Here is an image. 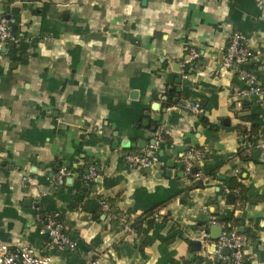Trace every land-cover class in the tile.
Masks as SVG:
<instances>
[{"label": "crops", "instance_id": "0c3cea01", "mask_svg": "<svg viewBox=\"0 0 264 264\" xmlns=\"http://www.w3.org/2000/svg\"><path fill=\"white\" fill-rule=\"evenodd\" d=\"M46 4L50 7L47 16L61 13L68 26L58 30L57 36L40 30ZM14 9H19V31L26 30L31 36L26 51L11 53L7 45L3 52L4 44H0V240L11 245L28 243L50 254L52 264L71 262L69 255L45 247L48 235L41 231L39 213L52 207L63 232L76 237V249L65 250L79 253L80 264L92 259L101 264H158L162 255L159 237L143 246L142 233H123L111 220L133 221L142 208L166 199L173 187L186 189L190 180L184 172L179 175L184 164L180 169L177 163L194 148L202 152L199 166H219L213 176L202 178L203 187L184 190L156 209L153 219L159 222L164 217L159 234L179 233L167 250L174 252L178 264H197L196 258L200 262L220 258L234 264L228 255L220 257L212 243L201 244L198 252L190 248V241L207 226L213 213L228 209L243 219L236 230L243 228L239 232L244 235V264H264V152L258 164L242 161L235 154L242 144L235 126L249 128V123L236 116L241 104L231 92L233 72L223 66L228 39L238 32L252 51L251 65L257 69L263 65L258 70L264 84V7L259 9L257 0L252 5L242 0L234 4L230 18L229 0H146L145 4L138 0H0V17H11ZM33 38L37 42L31 46ZM190 49L197 52L192 59L195 68L184 72ZM23 54L28 55V63ZM174 62L180 64L178 72L172 70ZM171 73L181 77L179 84L175 82L180 91L176 88L177 101L173 99L167 107L164 92ZM142 74L149 75L146 88L131 87L132 80L145 78ZM186 85L203 96L184 98ZM132 90L137 91L136 98L130 97ZM212 98L215 105L205 110L212 128H204L198 121L201 108L194 112L190 106L198 101L204 107ZM137 101L145 106L142 119L147 118L149 126L161 114L156 131L135 127L141 120L131 124V131L109 122L110 104L124 108ZM154 103L157 109L152 108ZM124 138L131 143L144 139L146 148L155 138L164 165L155 164L150 172L130 165L126 152L141 148H122ZM112 141H118V147ZM257 142L262 149L264 139ZM89 158L100 169V182L95 180L80 190L73 187V180L55 185L57 170L66 167L63 162L77 169ZM169 159L174 161L172 168L166 165ZM30 171V177H24ZM230 176L253 185L255 204H240L232 191L220 190ZM105 179L115 183L106 187ZM228 193L234 194L233 202L227 201ZM182 195L186 198L175 204L173 200ZM99 200L107 202V213L101 212V206L92 208ZM134 206L137 209L131 212ZM146 236H152V229Z\"/></svg>", "mask_w": 264, "mask_h": 264}, {"label": "trees", "instance_id": "16d2710c", "mask_svg": "<svg viewBox=\"0 0 264 264\" xmlns=\"http://www.w3.org/2000/svg\"><path fill=\"white\" fill-rule=\"evenodd\" d=\"M142 2V0H138ZM242 0H229L230 2V18L231 13L233 12V7L235 3H239ZM247 4H254L255 0H246ZM49 4V3H48ZM46 4L44 6L43 12H42V21L40 25V30L42 34H52L54 36L58 35V30L64 31L65 29H68V26H65L66 22L62 20L61 13L59 15L53 17L52 15H48L49 12V5ZM14 19V24L17 26V29L15 30L17 33H21L23 36L27 37L28 31H19V9H14V12L10 15ZM73 30H78L76 27L73 28ZM37 42V38H33L30 40L31 46H34ZM13 50L11 53L16 52L15 49L18 48H12ZM74 60L77 59L76 56L73 57ZM194 60H191L190 62H185L184 64V72H188L191 68L194 69L195 66H193ZM244 68L254 72V74L257 77V80L261 82V78L263 76L261 75L262 71L257 69V66H252L251 62L249 60L248 63L243 65ZM145 78L142 81H131L130 85L131 87H138L140 90H144L149 82V75L148 74H142ZM170 81L166 83V88L164 95L166 96V99L164 100V104L168 106H172L173 99L176 96V88L177 84L176 79L178 77L177 73H171ZM263 82V81H262ZM262 84V83H261ZM232 85L238 86V87H244L243 81H241L238 78V75L236 72H233L232 77ZM182 96L184 98H189L190 96H195L197 98L202 97L203 95L201 93L192 91L189 89V86H185V90L182 93ZM241 107L238 113H236V116L244 122L249 123V128H247L245 125L238 124L235 126V129L241 134L242 137V144L236 151V155L241 159L242 161H248L252 162L254 164L260 163V155L262 152H264V147L261 149L259 145L257 144L258 139H264V95L262 97H250L247 99H242L240 101ZM215 105L214 99L212 98L210 100L209 104H206L204 107H201V112L198 116V121L204 128H212L211 123L208 121L207 116L205 115V110H209L211 106ZM110 107V114L108 115L109 122H112L115 124V127L118 129H126V130H134L131 127V124L134 121H140L143 117V111L145 109V106L141 103V101H137L136 103H133L130 106L124 107V108H118L116 106H113L112 104L109 105ZM174 117H176V114H172ZM153 122V120H151ZM154 123V122H153ZM155 136V135H154ZM164 136V134H162ZM160 159L164 160L163 157H160ZM90 166H94L96 169V166L94 164H89L88 162H85L82 166L79 168H70L66 167L68 171H70L72 174L75 172H78V176L73 178V187L75 189L80 190L83 185H87L84 181L85 171L88 170ZM219 164L212 165L205 163L201 166H197V170H201L205 177L213 176L215 174V170L218 168ZM97 172V171H96ZM97 174H99L97 172ZM188 178L190 180V185L185 190H191L194 188H200L203 187V179H197L194 177L192 173L188 174ZM114 180L105 179L104 180V186L109 187L112 184H114ZM94 184V182L89 183L87 187H91ZM64 186V185H63ZM230 190L235 194V202H239L240 204H249L253 205L257 202L256 198V192L253 185H244L241 182H238L237 179L234 176H230L226 178L220 188V190ZM182 192V191H180ZM176 194H179V192H169V195L166 199L159 201L153 206H148L142 208V213L138 217H136L133 221H129L128 218L121 219V218H115L112 219L111 222L118 225L119 231H123V224L128 223L132 230H134L137 234L142 233L144 235L142 245L146 246L151 244V240L154 239L155 236L159 237L160 240V248L162 255L158 259L157 263H163V264H178L177 261L173 258L174 252L168 251L167 246L172 243L173 239L179 234L178 231H169V233L165 236H161L159 234L160 230L163 229V218L161 217L160 221H155L153 219V214L155 213L156 209L166 204L169 200H171ZM92 200V199H90ZM93 201V200H92ZM95 202V201H94ZM101 201H97L93 205V209H96L100 206ZM137 206H134V208L131 210L136 211ZM51 215L54 220L59 223V217L55 215V209L52 207H47L42 213H39V220L41 223H43L48 215ZM116 215V214H114ZM214 218L224 226L225 230H232L236 229L238 226L243 225V219L242 218H235L233 215V210L225 209L220 212L213 213ZM99 220V216H95ZM144 224V225H143ZM152 229V236L148 237L146 236V233ZM247 233V232H246ZM72 240H76V237L69 236ZM62 254L69 255V259L71 262L67 261L66 264H80V261L82 262V259L79 258V253L72 252L70 254L69 250L62 249L60 250ZM246 259H244L245 262ZM206 264V263H205Z\"/></svg>", "mask_w": 264, "mask_h": 264}, {"label": "built area", "instance_id": "2783aa9c", "mask_svg": "<svg viewBox=\"0 0 264 264\" xmlns=\"http://www.w3.org/2000/svg\"><path fill=\"white\" fill-rule=\"evenodd\" d=\"M257 7L263 9L264 0H257ZM14 19L11 17H0V44L7 45L9 42L18 44L25 39L21 33H17L13 28ZM188 59L186 62L192 60L197 56V52L194 49H190L188 52ZM252 57V51L246 45L244 37L238 33H232L227 42L223 57V66L226 70L236 72L238 78L243 81L244 87L232 86L231 92L237 102L240 103L242 99H247L253 96L262 97L264 95V84H261L254 72L243 67L248 63ZM263 65L258 66V69H262ZM190 109L194 112L200 110V104L198 101H194L191 104ZM156 146L151 145L148 148H142L140 152L127 153L125 155L126 161L137 169L152 168L155 164L164 165L157 155ZM202 152L198 149L188 150L183 158V172L185 174L192 173V168H197L199 160H201ZM195 178L202 179L204 174L201 170L192 173ZM71 172L66 167H60L55 174V185L62 186L66 183L67 178L71 177ZM97 178V172L94 166L88 168V173L84 176V181L87 185L95 182ZM100 210L102 213H107L109 206L106 201H101ZM153 217L156 219L157 215L154 213ZM220 223L211 217L209 223L205 228L199 231L198 239L202 245L212 243L216 253H220L222 248H227L230 252L226 258L234 264H244V235L236 229L225 230L222 229L220 236L217 239H211L208 228L211 225ZM131 227L128 223L123 224V233H129ZM42 232H46L48 235L45 247L50 251L62 250L67 248L69 250L76 249V241L72 240L67 234H65L61 228V225L57 223L51 215H48L45 221L42 223ZM112 244L109 243V246ZM221 257V254H220ZM53 257L50 254H44L37 251L32 245L28 243L11 245L10 243L0 240V264H52ZM87 264H101L100 260H88ZM205 264V261L197 263Z\"/></svg>", "mask_w": 264, "mask_h": 264}, {"label": "water", "instance_id": "95a60500", "mask_svg": "<svg viewBox=\"0 0 264 264\" xmlns=\"http://www.w3.org/2000/svg\"><path fill=\"white\" fill-rule=\"evenodd\" d=\"M145 3H146V0H142V4H145ZM7 17H8V16H7ZM64 18H66V15H64ZM13 28L16 30V28H17L16 25H14ZM30 36H31V33L28 34V38H27V39H24V40L20 41L18 44H15L14 42H9L7 45H8V47H10V48H18V49H20V50H22V51H26V50L29 48V37H30ZM7 45H3V47L1 48V50H2L3 52L6 50ZM22 57H23V59H28V55H27V54H23ZM188 58H189V57H188V55H187V56H186V59H188ZM14 64L16 65L17 63L14 62ZM0 69H2L1 66H0ZM179 69H180V64H179L178 62H174V63L172 64V70L175 71V72H178ZM176 82H177V84H179V83L181 82V77H178V78L176 79ZM177 90L180 91V88H177ZM136 95H137V91H136V90H132L131 93H130V97H131V98H136ZM174 101H177V99L174 98ZM200 102H201L202 104H204V102H203L202 100H201ZM181 103H182L183 106H185L186 103H187V101H186V100H183ZM202 104H201V105H202ZM157 107H158V103H154V104L152 105V108H153V109H157ZM163 112H166V108L163 109ZM205 113L208 114V111H206ZM144 115L146 116V115H147V112H144ZM152 120H153V122H154V125H152V126H149V120H148L147 118H143V119L140 121V123H135L134 126H135V127H138L139 125H141V126H143V127H145V128H148V127H149L150 130H151L152 132H154V131H156V129H157V124H158V123L160 122V120H161V114H156V115L152 118ZM155 142H156V139H155V138H152V139L150 140V144H151V145H154ZM111 145H112L113 147L116 148V147H118L119 142H118V141H112V142H111ZM120 146H121L122 148H128L129 146H131V147H138V148H141V149H142V148H145V146H146V141H145L144 139H139V140L136 141V143H131V142H130V139H128V138H124V139H122V140L120 141ZM127 153H128V152H126V154H127ZM159 154L162 155V153H159ZM82 157H83V155H82ZM203 158H204V156H203ZM93 162H94L93 159H92V158H89L88 163H89V164H93ZM58 164H61V162H59ZM173 164H174V161H173L172 159H169V160L166 161V165H167L169 168H172V167H173ZM63 165L67 167V166H69V162H68V161H67V162H63ZM177 166L181 169L182 166H183V161H179V162L177 163ZM41 167L44 168L45 165L43 164V165H41ZM35 170H36V167H33V168L31 169V171H35ZM31 171H30V172H25V173H24V177L29 178V177H30V174H31ZM96 171L99 173L100 169H99V168H96ZM145 171H146V172H150V168H146ZM195 171H196V168H192V173H195ZM85 173L87 174V173H88V170H86ZM169 174H170V173H169ZM179 175H183V171H180ZM77 176H78V172H75V173L73 174L72 177L67 178L66 183L70 184V183L72 182L73 178H75V177H77ZM100 180H101L100 177L97 176V178H96V182H100ZM82 188H83V189H86V188H87V185H83ZM92 190L95 191V187H92ZM226 196H227V201H228V202H233V198H234V194H233V193H228ZM36 199H37V198H36ZM29 200L31 201L32 199H26L25 201H26V202H29ZM39 210L42 212V209H39ZM239 231H240V232H243V228L240 227V228H239ZM221 232H222V227H221L219 224L211 225V226L209 227V235H210V237H211L212 239H217V238L220 236ZM198 236H199V232H197V233L195 234V238L192 239V240L190 241V245H191L190 248H191L192 253H193V252H198V251L201 250V242H200V240L198 239ZM213 249H214V248H213ZM229 253H230V252H229V250H228L227 248H222V249H221V252H220L221 256L229 255ZM190 256H192V254H191ZM195 261H196V263H199L201 260H200L199 258H196ZM221 262H222L223 264L226 263V261H222L220 258L210 259V260H207L205 263H206V264H214V263H221Z\"/></svg>", "mask_w": 264, "mask_h": 264}, {"label": "rangeland", "instance_id": "374dc122", "mask_svg": "<svg viewBox=\"0 0 264 264\" xmlns=\"http://www.w3.org/2000/svg\"><path fill=\"white\" fill-rule=\"evenodd\" d=\"M30 12H31V9H30ZM23 60H24V62H27V63L29 62V60H27V59H23ZM22 63H23V62H22ZM181 187H183V186H179V187H177V188H176V187H173L172 190H173V192H179V193H180V191H184V190H185V189H180ZM176 195H178V194H176ZM183 198H186V197L182 195V197H179L178 199L175 198L173 201H174L175 204H177V203H179V201L182 200ZM162 264H163V263H162Z\"/></svg>", "mask_w": 264, "mask_h": 264}]
</instances>
